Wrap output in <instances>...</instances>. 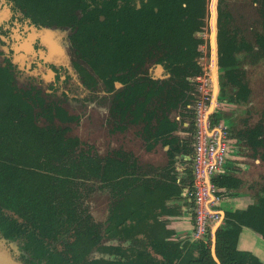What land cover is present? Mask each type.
<instances>
[{
  "label": "trees",
  "instance_id": "trees-1",
  "mask_svg": "<svg viewBox=\"0 0 264 264\" xmlns=\"http://www.w3.org/2000/svg\"><path fill=\"white\" fill-rule=\"evenodd\" d=\"M224 1L216 6L220 91L230 81L236 87L231 100H246L249 87L236 70L241 42ZM206 3L148 0L130 15L93 26L100 63L111 71L107 81L124 84L109 130L121 137L105 150L74 132L77 115L39 88L19 86L14 70L0 64V236L19 243L24 264H217L210 233L206 241H181L161 217L173 211L166 201L191 180L189 174L177 181L172 167L174 153L187 149L174 134L181 123L174 112L191 100L186 76L202 71L204 38L193 33L205 23ZM50 4L38 0L36 7ZM258 36L264 47V36ZM156 62L168 77L149 76ZM230 127L241 153L260 162L245 160L249 169L243 174L232 168L213 177L230 192L242 186L254 191L252 203L225 213L214 232L215 253L220 264H264L236 246L242 226L264 239V122ZM158 145L167 146L164 158H148ZM99 192L106 201L96 218L91 199Z\"/></svg>",
  "mask_w": 264,
  "mask_h": 264
},
{
  "label": "flooded vegetation",
  "instance_id": "flooded-vegetation-1",
  "mask_svg": "<svg viewBox=\"0 0 264 264\" xmlns=\"http://www.w3.org/2000/svg\"><path fill=\"white\" fill-rule=\"evenodd\" d=\"M51 4L47 7H36L38 0H7L10 9V21L26 22L31 27L38 29H60L66 32V53L65 56L60 59H49L43 66H48L51 71H53V77H47L39 71L38 65H34L37 70L34 72L25 71L19 66V63L14 60L13 55L10 53L12 49L6 51L3 48L4 35L7 34L8 29L3 28L0 24V64L10 66L15 72V78L19 86L29 87L34 86L36 89L41 90V95L47 100H54L60 102L70 113L78 116V119L73 123V130L78 125L80 121V115L78 112L73 111L67 105L70 96L73 97V89L71 82L76 83L82 91L86 93L87 100H94L95 102H105L106 110L104 112L106 122L108 124V131L112 127V116L111 111L113 103L115 102L116 92L121 89L124 84L118 80L114 79L109 83L107 79L111 75V71L104 68L100 63V57L97 52L100 50L98 43L95 41L97 34L93 32V26L97 25V22L106 21L108 18L111 19L115 17L118 19V14H128L132 12V8L140 9L143 3L148 2V0H49ZM157 10V7H154ZM217 17V9H216ZM66 21L63 24L52 23L54 21ZM73 20H79L82 26L75 24ZM51 22V24H46ZM205 24V23H204ZM97 27V26H96ZM204 25L201 26L200 31H195L193 36H202V30ZM33 30L29 33L28 38L25 43L21 44L25 47L30 45L29 39L37 32ZM216 30V29H215ZM204 38V37H203ZM204 43V42H203ZM202 43V44H203ZM215 43V54L211 51L209 53H204L202 44L200 45V50L202 54L198 57V62L202 67V71L199 73H194L186 76L189 89L188 93L191 95V100L186 103L181 108H178L174 114L176 118L181 121L180 126L174 131V134L178 138V145L182 147V138L186 140V150L184 153L190 155V168L187 170L188 175H191V180L188 185L183 187V192L190 199L192 205L193 214V201L187 195L192 187L193 172H192V162H193V148L195 142V105L199 97L198 90V75L208 72L212 69V58H215L217 64V44L216 35L214 37ZM53 46V44H52ZM38 47V45H36ZM34 48V46H33ZM206 55V63L203 59ZM58 57V55H57ZM31 70L32 67L30 68ZM156 69V71H155ZM209 69V70H208ZM219 70V66L217 67ZM149 76L152 78H166L169 76L168 71L164 68L162 63L156 62L148 67ZM219 79V78H218ZM219 83V80H218ZM219 86V84H218ZM217 92V99L219 100V92ZM220 103V102H219ZM222 104L216 109L214 117L217 120H223L220 114V109ZM183 113V114H182ZM227 124V123H226ZM228 125V124H227ZM231 143L227 153L226 159L232 150L233 144L237 143L236 137L231 133V129L228 125ZM75 132V130H74ZM110 132V131H109ZM112 135V134H111ZM111 145V144H110ZM239 145V144H238ZM96 148H98L95 145ZM99 149V148H98ZM225 165V163H224ZM186 180H188L186 178ZM182 187V189H183ZM181 189V190H182ZM194 226V218H193ZM210 233V231H209ZM208 233V234H209ZM207 239V238H206ZM206 239L204 241H206ZM199 240V239H194ZM23 253V251L21 252ZM20 253V255H21ZM20 258V257H19Z\"/></svg>",
  "mask_w": 264,
  "mask_h": 264
},
{
  "label": "rangeland",
  "instance_id": "rangeland-1",
  "mask_svg": "<svg viewBox=\"0 0 264 264\" xmlns=\"http://www.w3.org/2000/svg\"><path fill=\"white\" fill-rule=\"evenodd\" d=\"M217 1L207 0L206 3L205 24L201 32L204 37L202 47L205 54L210 51L215 54L216 50L214 32ZM224 7L230 12L231 26L236 31L237 40L241 42L240 51L237 53L236 70L239 77L248 84L249 93L246 100H231L230 97L236 87L229 84L230 81L224 83L221 86L222 91H219L222 94L221 98L219 97V102L222 104L220 114L229 127L232 125L235 127L234 129L238 130L249 127L259 120L264 122V47L258 41V37H260L258 34L264 36V0H225ZM10 15L11 9L7 0H0V24L3 28L8 29L3 38V48L9 52L12 49L10 53L14 60L25 71L34 72L38 67L46 78H52L54 72L48 66L44 67L43 64L50 58L56 60L65 56L67 50L66 32L60 29L36 30L26 22L10 21ZM33 30L37 32L32 39H29L30 45L23 46L21 43H25L29 33ZM206 59L205 55L204 63H206ZM35 64L38 65L36 68ZM31 67L34 70H31ZM211 72L216 86L219 84V70L213 66ZM71 85L74 96H70L67 105L80 115V121L74 129L75 133L83 140L96 145L100 150H105L110 144H117L118 137L121 135H111L108 131L104 115L106 103L87 100L86 93L76 83L71 82ZM216 88L220 90V86ZM183 142H186L184 137L181 143ZM261 162L264 163V161ZM105 201L104 193L99 192L92 197L91 210L96 218L102 217ZM0 250L9 257L20 261L22 250L16 240L0 237Z\"/></svg>",
  "mask_w": 264,
  "mask_h": 264
},
{
  "label": "built area",
  "instance_id": "built-area-1",
  "mask_svg": "<svg viewBox=\"0 0 264 264\" xmlns=\"http://www.w3.org/2000/svg\"><path fill=\"white\" fill-rule=\"evenodd\" d=\"M212 67L216 65L212 58ZM212 70V69H211ZM198 75L199 97L195 105V142L193 148L192 187L187 195L193 201L194 226L192 239L205 240L212 225H220L224 216L218 208L223 194L213 177L223 169L231 136L224 120L214 117L220 106L218 89L212 72Z\"/></svg>",
  "mask_w": 264,
  "mask_h": 264
},
{
  "label": "crops",
  "instance_id": "crops-1",
  "mask_svg": "<svg viewBox=\"0 0 264 264\" xmlns=\"http://www.w3.org/2000/svg\"><path fill=\"white\" fill-rule=\"evenodd\" d=\"M166 148V145H158V151H152L151 153L148 152L147 157L160 160L164 158V151ZM240 149V145L237 143L233 144L232 150L229 153L225 165L223 166V169L220 173H224L225 171L231 170L232 168H236L235 171H239L238 168H241L242 170H240L238 173L243 174L242 171L244 172L245 170L249 169V166H246L244 162L245 160H252L257 163L260 162L259 159H250L249 157L243 155ZM172 161V167H174L177 181L180 179H186L187 170L191 165L190 155L184 153V149L181 148L180 151H176L174 153ZM248 177L249 175H246L245 179ZM242 183L245 185L248 184L244 179H242ZM184 188L185 187H183L178 195L173 196L166 201L173 211L163 214L161 217L165 221L166 226L174 231L173 235L176 239L181 241L188 240L191 243L194 241V239L191 237L193 230L192 205L190 199L183 192ZM221 190L223 197L218 205V208L221 210L223 216H225L227 211L234 210L236 208H245L254 201V191L247 189L246 186H242L238 192H230L224 187H221ZM236 246L238 249L252 252L259 258L261 262L264 263V239L251 227H241Z\"/></svg>",
  "mask_w": 264,
  "mask_h": 264
},
{
  "label": "water",
  "instance_id": "water-1",
  "mask_svg": "<svg viewBox=\"0 0 264 264\" xmlns=\"http://www.w3.org/2000/svg\"><path fill=\"white\" fill-rule=\"evenodd\" d=\"M216 35V30L214 32V37ZM214 47H215V43H214ZM219 225H212L211 229H210V236H211V241H212V254H213V257L214 259L217 261V264H220V261L215 253V229L218 227ZM2 237V236H0ZM4 238V237H2ZM6 239V238H4ZM0 264H24L21 260H17V259H13L11 257H9L8 255H6L5 253H3L1 250H0Z\"/></svg>",
  "mask_w": 264,
  "mask_h": 264
}]
</instances>
